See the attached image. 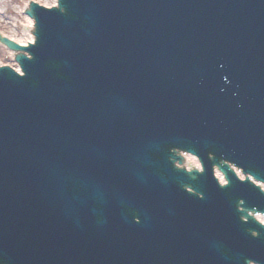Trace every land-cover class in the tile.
<instances>
[{
    "label": "water",
    "instance_id": "obj_1",
    "mask_svg": "<svg viewBox=\"0 0 264 264\" xmlns=\"http://www.w3.org/2000/svg\"><path fill=\"white\" fill-rule=\"evenodd\" d=\"M29 14L36 46L0 37L32 57L0 70V264H264V194L223 163L264 182V0Z\"/></svg>",
    "mask_w": 264,
    "mask_h": 264
},
{
    "label": "bare ground",
    "instance_id": "obj_2",
    "mask_svg": "<svg viewBox=\"0 0 264 264\" xmlns=\"http://www.w3.org/2000/svg\"><path fill=\"white\" fill-rule=\"evenodd\" d=\"M41 1H42V3L46 4V0H41ZM5 10H6L5 7L0 9V24L3 25L2 26L3 28H6V27L10 26V24H11V22L9 21L10 18L4 17V15L6 14ZM18 11H19V13H21L20 9ZM12 21L14 22V24H12V28L10 29L9 34L2 33L3 36L10 38L11 40L15 41L16 43H19L20 45H26L30 42H33L34 38L31 35V31L33 28V22L28 17H24V20L21 23L22 32H18L17 31L18 30V25H17L18 22L15 20H12ZM3 53L6 54L5 56L13 57L12 52L5 49V48L3 49ZM191 163H192V160H191ZM261 221H263V220H261Z\"/></svg>",
    "mask_w": 264,
    "mask_h": 264
},
{
    "label": "rangeland",
    "instance_id": "obj_3",
    "mask_svg": "<svg viewBox=\"0 0 264 264\" xmlns=\"http://www.w3.org/2000/svg\"><path fill=\"white\" fill-rule=\"evenodd\" d=\"M30 0H0V9L5 7L8 9V14L4 15V17L10 18L9 21L11 22L10 26L3 28L0 24V33H6L9 34L10 29L12 28V24L14 22L12 20H15L18 22V32H22L21 29V23L24 20V17L20 15L18 10L20 8H24L26 5V2H29ZM4 47L0 45V63H11V58L8 56H5L6 54L3 53Z\"/></svg>",
    "mask_w": 264,
    "mask_h": 264
}]
</instances>
